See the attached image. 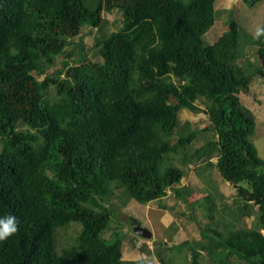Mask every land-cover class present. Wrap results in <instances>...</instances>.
<instances>
[{
	"label": "trees",
	"instance_id": "16d2710c",
	"mask_svg": "<svg viewBox=\"0 0 264 264\" xmlns=\"http://www.w3.org/2000/svg\"><path fill=\"white\" fill-rule=\"evenodd\" d=\"M215 1L0 0V217H15L18 228L0 241V264H144L124 257L126 233L112 226L109 198L147 204L172 190L186 199L179 156L185 166L216 167L237 188V205L216 225L209 192L206 241L169 249L190 247V264L203 251L217 264L231 256L264 264V159L251 140L255 115L240 99L264 77V37L243 39L231 20L207 41ZM116 12L122 24L111 29ZM94 30L103 61L88 56ZM247 44L257 63L245 58ZM184 111H205L213 131L193 150L199 131L178 134ZM75 223L78 235L59 248V231Z\"/></svg>",
	"mask_w": 264,
	"mask_h": 264
},
{
	"label": "rangeland",
	"instance_id": "374dc122",
	"mask_svg": "<svg viewBox=\"0 0 264 264\" xmlns=\"http://www.w3.org/2000/svg\"><path fill=\"white\" fill-rule=\"evenodd\" d=\"M215 8L218 10L216 24L205 35L206 40L210 43H213L228 30L231 20L238 22L243 39L246 34L250 37L253 36V29L256 25H264V0L257 1L254 6L247 3L246 0H216ZM107 18L110 20L111 29L122 24L121 14L117 12L107 15ZM95 34L94 30L85 37L88 56L93 60L103 61L99 52L91 47ZM244 54L249 61L258 62L256 46L247 44ZM62 58L60 57V59ZM240 99L255 115L256 127L251 140L258 150L259 156L264 159V77L256 75L250 85L249 92L240 93ZM181 124L178 134L182 136L190 134L195 129L199 131L197 139L192 143V150L213 135V131L206 130L210 126V122L205 111L197 113L184 111L181 116ZM1 145L0 141V147ZM216 159V157L213 158L214 161ZM173 161L183 166L185 170V177L178 187L189 188V196L186 199L175 197L172 190H169L168 195L164 198L147 204L131 199L128 205L124 206L118 196L119 192L109 198L116 211V220L112 226L122 225V230L126 233L125 258L144 259V264H190L192 261L190 247L181 251L177 248L172 250L169 248L184 240L206 241L202 237V227L213 222L206 215L202 200L209 192L215 196L219 210L215 217L216 225L231 220V210H234L237 205L235 203L237 188L225 180L216 167L206 169V166L198 167L197 163L185 166L181 163L180 156L174 157ZM220 195H223L222 198ZM131 217L138 219L143 227L152 230L153 237L145 239L135 234L133 226L136 223ZM253 218L251 215H246L241 224L250 226L253 224ZM216 225H214L215 229L223 230L222 226ZM80 229L81 225L76 223L61 229L59 231V248L72 243ZM110 232L108 231L106 236H109ZM194 247H198V245L195 244ZM228 261L231 264H249L236 256H231ZM201 264L217 263L211 260L206 251H203Z\"/></svg>",
	"mask_w": 264,
	"mask_h": 264
},
{
	"label": "clouds",
	"instance_id": "9594fccd",
	"mask_svg": "<svg viewBox=\"0 0 264 264\" xmlns=\"http://www.w3.org/2000/svg\"><path fill=\"white\" fill-rule=\"evenodd\" d=\"M261 37H264V25H256L253 29V39L259 40ZM134 226H133V231H134ZM17 231H18L17 220L15 217L11 215L0 217V241L6 240L8 237L15 234Z\"/></svg>",
	"mask_w": 264,
	"mask_h": 264
},
{
	"label": "water",
	"instance_id": "95a60500",
	"mask_svg": "<svg viewBox=\"0 0 264 264\" xmlns=\"http://www.w3.org/2000/svg\"><path fill=\"white\" fill-rule=\"evenodd\" d=\"M134 232L137 235L143 238H147V239L152 238L154 235L152 230H150L149 228L143 227L142 225H139V224L134 226Z\"/></svg>",
	"mask_w": 264,
	"mask_h": 264
}]
</instances>
